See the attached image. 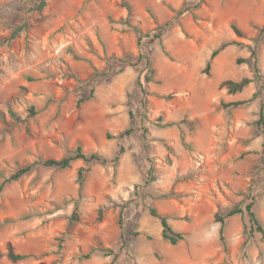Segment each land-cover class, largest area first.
<instances>
[{"label":"rangeland","instance_id":"1","mask_svg":"<svg viewBox=\"0 0 264 264\" xmlns=\"http://www.w3.org/2000/svg\"><path fill=\"white\" fill-rule=\"evenodd\" d=\"M262 107L264 0H0V264H264Z\"/></svg>","mask_w":264,"mask_h":264},{"label":"trees","instance_id":"2","mask_svg":"<svg viewBox=\"0 0 264 264\" xmlns=\"http://www.w3.org/2000/svg\"><path fill=\"white\" fill-rule=\"evenodd\" d=\"M232 27L235 31V33L238 36H244V32L236 25V24H232ZM158 31L154 33L153 37L151 38L152 41H154L155 39L161 37V35L163 34V29L164 26H158L157 27ZM137 31L141 34V31L139 30V28H137ZM231 43V42H230ZM225 44L222 45V47H224ZM218 54V50H214L212 52V57H215ZM150 62H147V65L150 66ZM210 67V63L207 64V69ZM147 80H150L149 77H147ZM250 78H243L240 81H235V80H225L223 82V85H225L229 91V93H236L238 91L243 90L248 83L250 82ZM239 102H232L230 103V105H237ZM31 114H35V110L34 107L32 106L31 109ZM256 124L263 130L264 132V108L262 107L261 112H260V117L259 119L256 121ZM130 130H127L126 133H130ZM124 132H121L120 135H122ZM264 147V144H263ZM121 151H119L117 158H119ZM263 153H264V148H263ZM75 158H82L85 162L90 163L93 162L95 160H100L102 159L101 155H99L98 153H92V154H85L82 152V149L80 146L77 147V154L75 156H69V157H63L61 159H54V158H47L45 160L42 161V163L44 165H48V166H55V167H59V168H67L71 166V162L75 159ZM33 168V164L27 165V166H23L21 168H19L17 170L16 173H14L9 179L8 181L11 180H18L20 177H22L23 175H25L26 173H28L31 169ZM84 168H80L79 172H78V179L80 181V184H83L85 178H84ZM153 167L150 168V173H149V178L147 179L146 183H150L151 181L155 180V176L153 175ZM170 195V194H167ZM184 201V200H183ZM253 202H250L247 204L246 206V210L249 216V220L250 223L252 225V228L256 229L257 231L261 232L262 234H264V227L261 224V222L259 221L254 209H253ZM101 210V209H100ZM149 210L152 216L157 217L160 219L161 221V225H162V235L164 238L169 239L172 243H177L180 239L183 238V234L177 230H175L173 228V226L171 225V223L169 222V218L168 215L166 214H162L158 211L157 207L155 205H149ZM102 211V210H101ZM244 210L241 206L236 205L233 206L232 208H230L225 214L221 215L219 213H216V220L219 221L221 223V229H220V236L221 239L223 240V228L225 225V220L227 217L233 216L235 214L238 213H242ZM139 234V233H136ZM110 251V253L112 252V250H108ZM10 256L12 258H22L23 255H16L13 253H10Z\"/></svg>","mask_w":264,"mask_h":264}]
</instances>
